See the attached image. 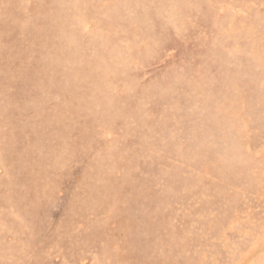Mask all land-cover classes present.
Returning <instances> with one entry per match:
<instances>
[{
  "label": "rangeland",
  "instance_id": "1",
  "mask_svg": "<svg viewBox=\"0 0 264 264\" xmlns=\"http://www.w3.org/2000/svg\"><path fill=\"white\" fill-rule=\"evenodd\" d=\"M0 264H264V0H0Z\"/></svg>",
  "mask_w": 264,
  "mask_h": 264
}]
</instances>
